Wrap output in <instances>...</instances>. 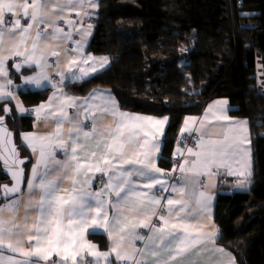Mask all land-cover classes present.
Returning <instances> with one entry per match:
<instances>
[{
	"label": "snow or ice",
	"instance_id": "6c2138e0",
	"mask_svg": "<svg viewBox=\"0 0 264 264\" xmlns=\"http://www.w3.org/2000/svg\"><path fill=\"white\" fill-rule=\"evenodd\" d=\"M85 7L95 8L97 4L95 0H0V77L8 75L2 58L7 35L9 40L15 41L9 55L23 56L24 63L29 67L35 65L41 69L35 76L24 77V84L41 88L43 82L49 81L44 71L48 67L45 54L37 53L41 41L73 42V33L65 32L58 24V21L65 20L81 37L75 42L76 47L70 50L82 52L84 37L90 32L76 28L73 20L65 19V13L75 12L79 17L80 9ZM83 15L90 13L84 12ZM22 19L26 22L24 25ZM91 27L87 25V29ZM48 28H51L50 32ZM29 41L31 51L28 49ZM50 55L59 57V47L53 49ZM92 60L88 56L78 62L73 57L67 62V71L74 79L87 76L89 71L97 70L96 64L90 69L80 65ZM98 63L103 67L108 59L102 58ZM20 67V64L16 65L18 71ZM77 70L80 76H76ZM58 74L63 82L64 75L59 71ZM11 85V79L0 83V101L15 99L9 90ZM51 86L58 88L57 84ZM61 97L57 101L60 103L58 116L57 111L48 113L57 116L55 133L24 136L33 152L39 147V157L27 182L28 199L24 202L23 225L16 220L23 197V169L12 171L15 181L12 186H0V196L9 201L0 206V251L14 254L7 257L0 255V264H201L199 258L206 251L204 245L207 242L212 243L216 252L228 257L226 264H235L233 257L222 248L215 247V230L205 229L199 220L211 197H206L201 190L190 206L185 196L187 185L177 187L167 184L162 170L152 159L153 154L159 151L153 140L156 133L163 130L167 118L121 112L110 94L106 96L93 92L79 103L63 93ZM97 99L103 103L93 106L92 102ZM52 100H57L55 94ZM17 107L24 110L19 103ZM45 107L41 105L36 110L37 116ZM66 107L76 108L77 115L70 117ZM0 111L8 113L11 109L5 107ZM81 115L83 120L79 119ZM213 116L217 120H229L223 112L219 116L213 113ZM106 117H111L112 123L104 127L102 121ZM87 120H91L90 130H85L84 121ZM65 121L68 122L66 140L62 134ZM187 124L186 121L183 131H188ZM2 125L3 117L0 116V159L8 168L9 160L13 164L23 161L17 159L18 153L9 138L11 134ZM260 126L264 127V124ZM247 134V121L227 125V131L220 139L205 138L202 134L198 138L197 150L187 149L188 155L194 159H185L178 170L182 174L211 176L224 169L227 175L237 176L238 186H243L251 175L250 166L245 164L249 149L243 147L250 143ZM53 145L64 149L66 160L54 161V168L49 169L47 158L52 156ZM178 154L183 155L179 150ZM41 164L43 172H39ZM50 172L55 179L49 178ZM89 173H100L102 181L107 177L101 191L93 193L89 190L93 179ZM158 173L160 175H156ZM80 176L86 179L81 182L78 179ZM65 180L71 181L68 189L62 187ZM157 185L161 191L170 188L171 192L177 193L176 197L161 198L156 195L152 190ZM112 196L116 199L112 200ZM10 197L15 198L9 200ZM33 200L36 202L33 203ZM108 205L116 210L111 220ZM32 210L36 218L30 221L28 217ZM5 213H8L7 218ZM153 218L158 223H153ZM89 229H92L91 233ZM97 229L108 233L112 240L110 251L102 252L86 240V233L95 234ZM137 229H147V232L141 234ZM136 241L145 242L143 248L136 247ZM53 256L57 259L53 260ZM113 256L114 261L111 259Z\"/></svg>",
	"mask_w": 264,
	"mask_h": 264
},
{
	"label": "trees",
	"instance_id": "16d2710c",
	"mask_svg": "<svg viewBox=\"0 0 264 264\" xmlns=\"http://www.w3.org/2000/svg\"><path fill=\"white\" fill-rule=\"evenodd\" d=\"M88 50L110 65L89 79L68 85L75 96L106 90L127 112L167 117L158 165L170 169L183 120L198 116L212 100L226 98L230 114L246 118L251 136L252 184L248 193H219L214 221L218 244L237 264H264V0H99ZM23 73L12 72L19 84ZM12 80V83L14 84ZM15 86V85H14ZM26 106L49 90H19ZM0 111L20 143L33 118L18 116L11 102ZM9 184L0 166V186ZM4 202L0 196V205ZM101 249L104 236L91 235Z\"/></svg>",
	"mask_w": 264,
	"mask_h": 264
},
{
	"label": "crops",
	"instance_id": "0c3cea01",
	"mask_svg": "<svg viewBox=\"0 0 264 264\" xmlns=\"http://www.w3.org/2000/svg\"><path fill=\"white\" fill-rule=\"evenodd\" d=\"M29 2H31V0H29ZM95 3L97 4V7H95V8L85 7V8L80 9L81 16H79V17L76 16L75 12H71V13L66 12L65 13V19L73 20L76 23V28L81 29V30H88L90 32V35H88L87 37H84L85 43H84V48H83L82 52H76V51L70 50V49H74L76 47L75 42L80 41L81 37L77 34L75 29L70 28L65 23V20L58 21V24L60 27L64 28L65 32L71 31L73 33V42L45 41V40L41 41L40 46L37 50V53L39 54L40 52H44L45 57H46V61L48 64V67H46L44 69V71H46L48 76H49V81L43 82L41 88H36L35 85L24 84V77L35 76V75H37V73H39L41 71V69L36 67L35 65H32L31 67H29L26 63H24V57L23 56H11V55H9V52L11 51L13 45L15 44V41L9 40L7 38V35L5 36V41H4V45H3V57L2 58L4 59L5 69L8 73V75H7V77H0V83H4L7 79L13 80V77H11L12 72H16L18 74L23 73V74L19 77V79L21 78V80L19 81V84H16L13 80L14 84L12 83V85L9 88V90L14 94L15 99L0 101V105L3 102H7V103L11 102L13 107H14V110L18 116H22V117L26 116V117H32L33 118L32 128L27 132H23V134L21 136V140H20L21 145L29 154L30 160H31L30 166L28 168V171H27V174L25 177V184H24L22 201H21V204L19 207L18 215L16 217L17 223H20L21 225H23V223H24V214H25L24 202H26L28 199L27 182L31 179L32 169H33V167L36 166L37 160L39 157V147H37L36 152H33L32 148L29 147L28 143L24 140V136L25 135H29V136L35 135V136L39 137V136H46V135H50V134L55 133L56 119L58 116V110L60 108V103H58L57 101L62 99L61 93H63L64 96H66V97L75 98V100L78 103L83 102L84 100L88 99L93 92L103 93L106 96L108 94H110L112 99L115 100L116 105H118L119 111L127 112V111L122 110L119 107V103L116 100V98L111 93L107 92L106 90L95 89V90H92L91 92H89L85 96H75V95L69 94L66 90V87L68 85L83 82V81L89 79L90 77L100 73L101 71L105 70L110 65L111 61H110L109 56L96 55V54H93L92 52H90L88 50V45H89V43L92 39L93 33H94V24H95L98 9H99V0H95ZM84 12H88V13H90V15L84 16L83 15ZM6 19H8V17H6ZM81 22H82L83 28H81ZM21 23H22V25H24L26 22L22 19ZM87 25H92L91 29H87ZM42 30H43V27H42ZM47 31L50 32L51 28H48ZM32 38H34V34H33ZM57 47H59L60 56L59 57L51 56L50 52ZM28 49H29V51H31L30 41L28 44ZM23 50H24L23 47H21V51H23ZM88 56H91L93 58V60L89 61L88 64H81L80 66H82L86 69H90L91 65L96 64L97 70L94 72L89 71V74L87 76H82L80 79H74L73 75L67 71L68 60L75 57V58H77V60L79 62V61H82L83 58H86ZM105 57L108 59V63L105 64L103 67H100L98 62L102 58H105ZM17 59H18V61H17ZM57 60H59L58 66H57ZM17 64L21 65L19 71L16 68ZM58 71H59V73H62L65 77L63 82H61V76L58 74ZM75 74H76V76L81 75L78 70L76 71ZM50 77L55 78L54 82L50 81ZM52 84H57L58 88H53L51 86ZM19 90H22V91H25V90H29V91L49 90V94L45 100L39 102L38 104H36L34 106H26L18 94ZM54 94L56 95L57 100H52V97L54 96ZM50 101H51V103H50ZM18 103L24 109L23 111H21L20 108L17 107ZM92 103H93V106H95L97 104L103 103V101L100 99H97L96 101H94ZM41 105H44L46 107L44 109H42L39 113V116H37L36 110L40 109ZM209 109H211V111H209ZM232 110H233V107L230 105L229 101L226 98L214 99L210 103H208V105L204 108L203 112L200 115H198V116H187L184 118L183 123H182L181 128H180L179 136L180 135H186V134H192V135H196L197 138H199L203 134L205 138L211 137L213 139H220V138H222L223 134L227 131V125L235 124L236 122H239V121H247L246 118L233 117L230 114V111H232ZM53 111H57V116L48 115L49 112H53ZM65 111H67V113L70 117H75L77 115V109L76 108L66 107ZM221 112H223L224 115H227L229 117L228 121L215 119V116H213V113H215L216 116H219V115H221ZM127 113L134 114V115H143V114H137V113H131V112H127ZM144 116H148V115H144ZM206 116H207V119H205ZM151 117H153V118H167V117H154V116H151ZM79 119L83 120V116L82 115L79 116ZM186 121L188 122V124H187L188 131H183L186 127ZM193 121H195V123H193ZM102 123H103L104 127L109 126L112 123L111 117H106L102 121ZM84 125H85V130H90L91 120L84 121ZM167 126H168V118H167L166 124L163 126V130L161 132H157L155 139L153 140V143L157 144L159 147V151L155 152L152 156V159L154 160L156 167H158L159 169L162 170V174H163L167 184L175 185L177 187H180L182 184L187 185V187L185 189V196L188 198L190 206L195 203V200L198 196V193L201 190L204 191L206 197H211L210 201L208 202L207 208L199 216V220L203 223L205 229L215 230V234H216L215 235V247L222 248L225 253H228L231 257H233L231 252H229L228 250H226L225 248H223L222 246H220L218 244L219 228L214 221L215 201H216L217 194L223 192V190H224L223 193L231 194L232 192H248L250 187H251V184H252L251 175H252L253 160H252V149H251V136H250L248 121H247V128H248V134L247 135H248V138L250 140V143L244 144L243 147L249 149V153H248L247 157H245V164L250 166L251 175L244 182L243 186H238V179L239 178L237 176L227 175V173L224 169H220L223 172L224 177L226 179V185L223 188H221L217 184V178L213 175L201 176V175H195V174H182L178 170L179 165L181 163H183V161L185 159H187L189 161H192L194 159V157L188 155L187 149H180L179 147H175V149L173 150V156L176 160H178V162L176 165L173 164V166L170 169L167 170V169L162 168L158 165L157 161L159 159L160 152H161L160 150H161V146H162V138H163V135L166 131ZM62 134L66 140L67 135H68V122L67 121L64 122ZM83 140H84V138L81 137V141H83ZM89 143H91V141H89ZM68 150L70 152V146H69ZM178 150H179V152H182L183 155L178 154ZM194 150H197V149L195 148ZM51 151H52V156H49L47 158L49 169L54 168V166H55L54 161L64 162L66 160V155H65L64 149L53 145ZM80 151H83V149H81ZM124 167H130V166L124 165ZM237 167H240V166H237ZM174 169H176V170L174 171ZM43 171H44V166H43V164H41V166L39 168V172H43ZM69 175H71V174H69ZM156 175H160V174L158 173ZM89 176L93 177V179L91 180V187L89 190L92 191L93 193L101 191L102 186H103V182L107 180V177H105L104 181H102L100 173H89ZM175 177L178 180L177 182L172 181ZM49 178L55 179L56 177L54 175H52V173L50 172ZM78 179L81 182H83L84 179H86V177L80 176V177H78ZM62 187L64 189L70 188L71 187V181L65 180L63 182ZM226 187H228V189H226ZM152 192H154L156 195L160 196L161 198L176 197V195H177V193L171 192L170 188L168 191H161L159 185H157L156 188H154L152 190ZM105 199H108V197H105ZM111 199L115 200L116 197L112 196ZM8 202L9 201H4L0 206H2L4 203H8ZM35 202L36 201L33 200V203H35ZM107 211L109 214V219L111 220L112 217L116 215V210H114L111 207V205H108ZM7 216H8V213H5V218H7ZM28 218L30 221L35 220L36 217L34 214V210H32L30 212V215ZM153 223H158V221L155 218H153ZM137 231L141 234H144L147 232V229H137ZM91 232H92V229H89V233H91ZM113 232L115 234V229H113ZM91 235L104 236L106 239V242H107V247L105 249H101L99 244L97 243V241L91 238ZM85 238L89 243L95 245L97 247V249L102 251V252L110 251V249L112 247V240L109 239L108 233L105 232L103 229H97L95 234H87L86 233ZM144 243L145 242H142V241H136L135 242L136 247H138V248H143ZM204 248L206 249V251H204V253L202 254V257L199 258L201 260V264H226L228 257L223 256L219 252H216L214 250L211 242H207L204 245ZM0 255L7 257V256L14 255V254L9 253L7 250H3V251H0ZM55 259H57V257L53 256V260H55ZM88 259H91V257H88ZM111 259H113V261H114V256L111 257ZM235 264H237L236 260H235Z\"/></svg>",
	"mask_w": 264,
	"mask_h": 264
},
{
	"label": "water",
	"instance_id": "95a60500",
	"mask_svg": "<svg viewBox=\"0 0 264 264\" xmlns=\"http://www.w3.org/2000/svg\"><path fill=\"white\" fill-rule=\"evenodd\" d=\"M0 116L3 117V125H2V127L6 128L7 131L11 134L9 138L11 140V145L15 147L16 152L18 153L17 159L19 161H23V163H15V164H13V161L9 160V167L6 168L5 164H4V161L2 159H0V166H1L3 174L9 180V184H7L8 186H12L15 183V181L12 179V171H15L17 168L23 169V179H22V183H21V188H22V191H23L24 190V184H25V167H24V164H25L27 159L24 158V157H21L20 151H19V149H18V147H17V145L15 143L14 133L9 128V126L7 124L6 116L5 115H0ZM14 198L15 197H10L9 200L14 199ZM4 201H6V200H4Z\"/></svg>",
	"mask_w": 264,
	"mask_h": 264
},
{
	"label": "rangeland",
	"instance_id": "374dc122",
	"mask_svg": "<svg viewBox=\"0 0 264 264\" xmlns=\"http://www.w3.org/2000/svg\"><path fill=\"white\" fill-rule=\"evenodd\" d=\"M231 112V111H230ZM198 143V138L197 136H193L192 134H186V135H178L176 142L174 144V149L175 147H179L180 149H188V148H192L195 149L196 145ZM173 149V150H174ZM161 151V150H160ZM161 158V152H160V156ZM159 160V159H158ZM172 160L174 162V164L176 165L178 160H176L173 156L172 153ZM158 162V161H157ZM253 166V165H252ZM168 170V169H167ZM221 171V170H220ZM252 176H253V168H252V175H251V181H252ZM226 181V179H224ZM226 189H228V187H226ZM250 190V189H249ZM249 192V191H248ZM248 192H238V193H248ZM234 193V192H232ZM234 257V256H233Z\"/></svg>",
	"mask_w": 264,
	"mask_h": 264
},
{
	"label": "built area",
	"instance_id": "2783aa9c",
	"mask_svg": "<svg viewBox=\"0 0 264 264\" xmlns=\"http://www.w3.org/2000/svg\"><path fill=\"white\" fill-rule=\"evenodd\" d=\"M17 61H18V59H17ZM54 80H55L54 77H50V81H51V82H54ZM193 136H195V135H193ZM214 175H215V176H218V177H217V181H218V183H219L220 185H224V184H225L224 178H222V174H221V173L218 172V173H215ZM172 181L177 182L178 180H177V178L175 177Z\"/></svg>",
	"mask_w": 264,
	"mask_h": 264
},
{
	"label": "bare ground",
	"instance_id": "6f19581e",
	"mask_svg": "<svg viewBox=\"0 0 264 264\" xmlns=\"http://www.w3.org/2000/svg\"><path fill=\"white\" fill-rule=\"evenodd\" d=\"M219 173H221L222 174V178H224L225 179V177H224V174H223V172L222 171H219ZM213 176H215L214 174H213ZM216 178L218 177V176H215ZM100 179V178H99ZM225 181V180H224ZM217 184L221 187V188H223L225 185H226V181H225V184L224 185H220L219 183H218V181H217ZM218 195V194H217ZM217 197V196H216ZM216 202V201H215Z\"/></svg>",
	"mask_w": 264,
	"mask_h": 264
}]
</instances>
